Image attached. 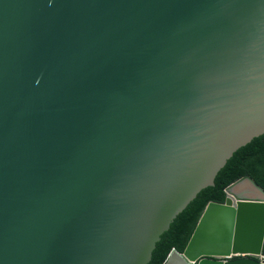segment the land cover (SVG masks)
<instances>
[{"label": "water", "instance_id": "1", "mask_svg": "<svg viewBox=\"0 0 264 264\" xmlns=\"http://www.w3.org/2000/svg\"><path fill=\"white\" fill-rule=\"evenodd\" d=\"M263 135L264 0H0V264H149ZM245 181L164 264H264Z\"/></svg>", "mask_w": 264, "mask_h": 264}, {"label": "trees", "instance_id": "2", "mask_svg": "<svg viewBox=\"0 0 264 264\" xmlns=\"http://www.w3.org/2000/svg\"><path fill=\"white\" fill-rule=\"evenodd\" d=\"M249 176L264 190V135L240 149L219 173L214 187L203 190L161 236L149 264H164L173 249L185 250L200 218L212 202L223 204L227 188Z\"/></svg>", "mask_w": 264, "mask_h": 264}, {"label": "bare ground", "instance_id": "3", "mask_svg": "<svg viewBox=\"0 0 264 264\" xmlns=\"http://www.w3.org/2000/svg\"><path fill=\"white\" fill-rule=\"evenodd\" d=\"M233 192L236 195L245 197L247 199L251 200H262L264 199V194H261L259 191H257L254 187L251 186V184L247 181L243 182L239 186H237Z\"/></svg>", "mask_w": 264, "mask_h": 264}, {"label": "clouds", "instance_id": "4", "mask_svg": "<svg viewBox=\"0 0 264 264\" xmlns=\"http://www.w3.org/2000/svg\"><path fill=\"white\" fill-rule=\"evenodd\" d=\"M249 177V176H247ZM246 178V177H245ZM244 179V178H243ZM242 180V179H241ZM253 180V179H252ZM240 181V180H239ZM238 181V182H239ZM254 181V180H253ZM255 182V181H254ZM237 183V182H236ZM256 183V182H255ZM235 184V183H234ZM232 186V185H231ZM259 186V185H258ZM260 187V186H259ZM229 188V187H228ZM227 188V189H228ZM261 188V187H260ZM262 189V188H261ZM263 190V189H262ZM227 198V196H226ZM214 203V202H212ZM219 204V203H218ZM224 204V203H223ZM207 209V208H206ZM206 211V210H205ZM205 213V212H204ZM202 216V215H201ZM199 223V222H198ZM198 225V224H197ZM197 227V226H196ZM196 229V228H195ZM195 231V230H194ZM194 233V232H193ZM189 243V242H188ZM175 250V249H173ZM178 252V251H177ZM184 252V251H183ZM179 253V252H178ZM182 254V253H180ZM169 256V255H168ZM247 256H244V255H236V256H232V257H226V258H221L222 261H231V260H237V259H242V258H246ZM252 259H256L258 262H262L264 260V257L263 256H253V257H250ZM166 261V260H165Z\"/></svg>", "mask_w": 264, "mask_h": 264}]
</instances>
